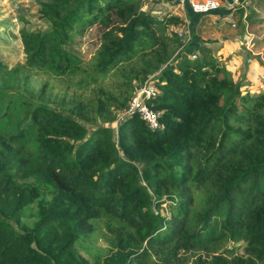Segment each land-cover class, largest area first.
<instances>
[{"label":"trees","instance_id":"1","mask_svg":"<svg viewBox=\"0 0 264 264\" xmlns=\"http://www.w3.org/2000/svg\"><path fill=\"white\" fill-rule=\"evenodd\" d=\"M236 11L241 18L244 6ZM39 13L49 30H19L27 65L82 71L66 44L75 26L99 24L91 79L117 68L124 74L118 95L100 88L92 117L78 104L71 113L110 121L128 107L134 82L152 73L157 92L146 103L160 112V124L151 128L133 112L116 135L104 125L86 136L76 118L36 105L18 130L0 133V264H166L196 246L210 258L191 264H264V90L245 88L203 43L195 58L167 65L181 43L167 31L181 19L155 17L138 0H47ZM169 188L180 198L166 217L152 201L174 198ZM31 203L35 219L27 224L20 217ZM102 213L123 223H106L114 248L91 261L76 245ZM225 238L244 239L245 253L217 251Z\"/></svg>","mask_w":264,"mask_h":264},{"label":"rangeland","instance_id":"2","mask_svg":"<svg viewBox=\"0 0 264 264\" xmlns=\"http://www.w3.org/2000/svg\"><path fill=\"white\" fill-rule=\"evenodd\" d=\"M46 1L0 0V62L2 63L0 64V133L8 129L18 130L29 119L30 112L36 105H45L83 123L88 130L86 136H89L97 126L104 125L111 126L116 135L117 126L127 114L125 111L128 107L119 110L116 118L110 121L94 117L95 122H90L71 113V108L78 104L82 106L89 117H92L91 102L99 94L100 88L106 91L105 96L108 97L111 93L118 95L124 89V85L121 83L124 74L119 68L103 75L98 74L95 79H91L95 73L92 62L96 56L99 36L104 29L102 26L94 24L85 29L75 26L74 29L77 32H74L66 44L67 48L81 57L82 71L67 75L59 74L51 68L40 70L27 65L19 30L25 27L31 31L44 32L51 28L50 21L39 13L41 3ZM244 1L246 2L243 4L244 15L240 18V13L234 12L236 6L231 9L222 6L208 14L197 15L191 12L187 6H182L175 0H138L142 10L155 17L165 18L173 15L181 19V26H170L167 31V33L175 31L181 41L167 65L175 67V63L181 57L191 58L192 53L198 56V46L203 43L211 47L213 54L222 63L233 69L229 70L232 77L239 73L237 79L242 83L246 80V76H242V74L247 70L251 60L260 62L261 67L257 66V68L264 67L263 59H261V56H264V2L262 0ZM181 29L185 31L182 36L179 35ZM259 51L262 53L259 54ZM124 64L126 68L131 65L128 61H125ZM255 64L257 65V63ZM249 68L254 70V67L249 66ZM234 71L235 74H233ZM147 83H155L152 73L145 77L141 83L134 82L135 89L130 92V101L140 90V87ZM257 88L253 91L264 90L262 84ZM33 136V134L27 133L24 139L30 138L28 143L34 148L37 142ZM260 184L264 186V179L260 181ZM145 186L153 194L146 183ZM168 192L174 198L164 193L161 195V204L156 206L152 201L153 210L166 217L172 214V210L176 206V199L180 198V195L171 191L170 188ZM35 210V203L29 204L24 208L20 220L31 224L35 219ZM92 222L93 230L82 237L76 247L82 255L91 261L101 260L111 252L115 242L113 233L108 230L106 223L116 227L123 222L104 213L93 219ZM193 224L199 226L196 221H193ZM216 245L217 251L231 248L232 253H245V240L242 238H225ZM206 254L209 253L205 247L196 246L192 250H180L177 258L166 264H191L198 255L202 259L210 258V255ZM143 260L160 261L155 256H148Z\"/></svg>","mask_w":264,"mask_h":264},{"label":"built area","instance_id":"3","mask_svg":"<svg viewBox=\"0 0 264 264\" xmlns=\"http://www.w3.org/2000/svg\"><path fill=\"white\" fill-rule=\"evenodd\" d=\"M182 6H187L191 12L194 14H208L211 11L219 9L222 6H227L228 8H234L238 5L243 6L246 2L243 0H175ZM185 34V31L182 29L179 30V35L182 36ZM191 58L196 57L195 53H192L190 56ZM146 90V98L143 102H138L137 97L141 90ZM157 92V87L153 83L144 84L140 87V90L135 94V96L130 101L128 108L126 109L127 114H131L133 112H137L139 116L144 120V122L151 128L158 127L159 122V111L151 108L147 103L146 100L152 96H154Z\"/></svg>","mask_w":264,"mask_h":264},{"label":"crops","instance_id":"4","mask_svg":"<svg viewBox=\"0 0 264 264\" xmlns=\"http://www.w3.org/2000/svg\"><path fill=\"white\" fill-rule=\"evenodd\" d=\"M259 54H261L262 52H258ZM257 54V53H256ZM261 59H263L264 62V56H261ZM249 63V62H248ZM257 63V65L255 64ZM227 68L232 71L233 69H231V67L229 65H226ZM249 66L254 67V70H251V68H249ZM249 66L247 67V70H245V73L242 74V76H246L244 80L245 82L243 83L245 88H248L250 91L256 90L258 89L257 86L262 84V86H264V67H262L261 69L257 68V66L261 67V64L258 60H255L252 62H250ZM255 72V73H254ZM236 72L234 71L233 74H235ZM239 73H236V75H234L233 77H235V80H239L237 79ZM240 81V80H239Z\"/></svg>","mask_w":264,"mask_h":264},{"label":"water","instance_id":"5","mask_svg":"<svg viewBox=\"0 0 264 264\" xmlns=\"http://www.w3.org/2000/svg\"><path fill=\"white\" fill-rule=\"evenodd\" d=\"M229 2H232V0H229ZM146 98V90H141L138 94L137 101L138 102H143Z\"/></svg>","mask_w":264,"mask_h":264}]
</instances>
